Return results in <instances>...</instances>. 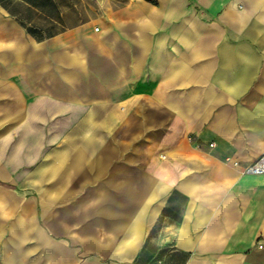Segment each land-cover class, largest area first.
I'll return each instance as SVG.
<instances>
[{
	"label": "crops",
	"instance_id": "crops-1",
	"mask_svg": "<svg viewBox=\"0 0 264 264\" xmlns=\"http://www.w3.org/2000/svg\"><path fill=\"white\" fill-rule=\"evenodd\" d=\"M263 153L264 0H0V264H264Z\"/></svg>",
	"mask_w": 264,
	"mask_h": 264
},
{
	"label": "rangeland",
	"instance_id": "rangeland-1",
	"mask_svg": "<svg viewBox=\"0 0 264 264\" xmlns=\"http://www.w3.org/2000/svg\"><path fill=\"white\" fill-rule=\"evenodd\" d=\"M42 187L43 186H38V185H36L35 186V194L36 195H39V194H41V192H42ZM57 187V186H56ZM66 188H67V193H76V194H78V195H81V194H83L84 196L86 195V194H90V193H92L93 191H92V189H91V186H89V185H69V186H66ZM54 189V186H52V190ZM98 191H99V193H101V192H105L106 190H105V187L104 186H99L98 187ZM53 193V192H52ZM77 204V205H76ZM70 205H72V207L74 206V205H76V206H78V207H81V205H83V207L85 208V206H87L88 208H89V205H90V202L89 201H86V200H83V201H81V202H79V201H70V202H67V208L69 209L70 207H68V206H70ZM75 217H71V218H68V222H69V220H71L72 221V223H73V221H75ZM80 219V218H79ZM52 221H55L56 223H57V219L55 220V219H52Z\"/></svg>",
	"mask_w": 264,
	"mask_h": 264
},
{
	"label": "built area",
	"instance_id": "built-area-1",
	"mask_svg": "<svg viewBox=\"0 0 264 264\" xmlns=\"http://www.w3.org/2000/svg\"><path fill=\"white\" fill-rule=\"evenodd\" d=\"M210 149L215 148V144H210ZM231 160H227L230 162ZM233 167L237 170H241L243 174L252 175V176H261L264 175V153L251 165L242 168L239 162H233Z\"/></svg>",
	"mask_w": 264,
	"mask_h": 264
}]
</instances>
